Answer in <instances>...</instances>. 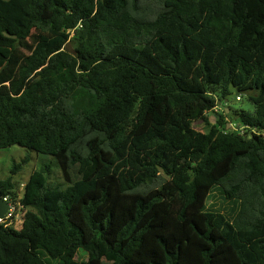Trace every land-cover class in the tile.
Listing matches in <instances>:
<instances>
[{
	"label": "trees",
	"instance_id": "trees-1",
	"mask_svg": "<svg viewBox=\"0 0 264 264\" xmlns=\"http://www.w3.org/2000/svg\"><path fill=\"white\" fill-rule=\"evenodd\" d=\"M232 87L254 112L212 123ZM12 145L62 180H0L25 208L0 264H264V0H0ZM216 187L233 218L206 209Z\"/></svg>",
	"mask_w": 264,
	"mask_h": 264
},
{
	"label": "rangeland",
	"instance_id": "rangeland-1",
	"mask_svg": "<svg viewBox=\"0 0 264 264\" xmlns=\"http://www.w3.org/2000/svg\"><path fill=\"white\" fill-rule=\"evenodd\" d=\"M73 34L74 33H72V36ZM67 48L72 51L74 50L75 43L73 39L68 41ZM239 94L241 97L238 99V92L235 88L232 87L231 93L228 95V97L218 101V106L215 110L216 112L211 111L209 113V117L212 123L216 122L217 113H219L224 115L223 117L227 122H229L230 127L234 128L235 125L232 124L234 122H230L234 121L233 117L237 111L246 110L249 112H254V105L249 100L247 94ZM229 112L230 115L227 116L226 114H228ZM193 126L195 127V129L202 131H208L210 128L209 124L204 120L195 121L193 123ZM26 158L27 160L25 161ZM15 164H21V168L19 169V171L14 174V181L16 184L15 191L19 196L23 195L25 184L32 172L34 170L41 169L42 167L47 166L48 168L46 175L49 182L58 183L62 180L60 167L51 155L38 154L19 145L0 148V180H4L11 175L12 168ZM206 209L220 211L222 213H225L230 218H233L240 209V201L235 199H227L222 191V188L216 187L207 198ZM78 256L79 258L87 257V255L82 250L79 251Z\"/></svg>",
	"mask_w": 264,
	"mask_h": 264
},
{
	"label": "built area",
	"instance_id": "built-area-1",
	"mask_svg": "<svg viewBox=\"0 0 264 264\" xmlns=\"http://www.w3.org/2000/svg\"><path fill=\"white\" fill-rule=\"evenodd\" d=\"M4 200L9 203V209L6 212L5 217H0V222H5L6 226H12L15 229L21 228L24 221L25 208L20 197L17 200H14L11 196L5 195Z\"/></svg>",
	"mask_w": 264,
	"mask_h": 264
},
{
	"label": "water",
	"instance_id": "water-1",
	"mask_svg": "<svg viewBox=\"0 0 264 264\" xmlns=\"http://www.w3.org/2000/svg\"><path fill=\"white\" fill-rule=\"evenodd\" d=\"M8 209H9V203L6 200H4V196L0 188V217L2 218L5 217Z\"/></svg>",
	"mask_w": 264,
	"mask_h": 264
}]
</instances>
